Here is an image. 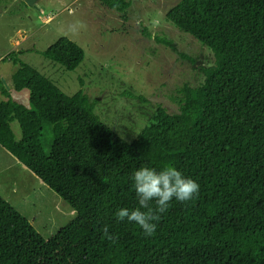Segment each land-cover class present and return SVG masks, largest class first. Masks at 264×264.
Masks as SVG:
<instances>
[{
  "label": "trees",
  "instance_id": "obj_1",
  "mask_svg": "<svg viewBox=\"0 0 264 264\" xmlns=\"http://www.w3.org/2000/svg\"><path fill=\"white\" fill-rule=\"evenodd\" d=\"M101 1L127 19L130 0ZM166 17L215 61L200 66L199 84L178 88L177 112L158 105L133 141L83 91L69 95L20 52L9 54L13 88L28 89L29 104L0 77V145L77 214L47 239L0 193V264H264V0H180ZM43 54L67 70L86 55L67 36ZM166 164L194 179L198 195L173 198L150 236L116 220L118 208L139 206L132 173Z\"/></svg>",
  "mask_w": 264,
  "mask_h": 264
},
{
  "label": "rangeland",
  "instance_id": "obj_2",
  "mask_svg": "<svg viewBox=\"0 0 264 264\" xmlns=\"http://www.w3.org/2000/svg\"><path fill=\"white\" fill-rule=\"evenodd\" d=\"M179 1L130 0L124 19L101 0H0V76L10 83L11 96L28 105L29 90L13 88L12 75L18 65L9 54L16 50L22 61L49 76L67 94H87L96 114L119 136L133 141L158 105L177 112L178 88L199 84L203 79L200 66L215 61L209 47L167 19L168 9ZM77 22L83 26L69 31ZM60 36L85 50V59L75 70L43 54ZM158 37L171 40L179 52L196 61L181 57ZM12 128L20 138L17 120ZM0 193L18 205L47 239L77 214L1 145Z\"/></svg>",
  "mask_w": 264,
  "mask_h": 264
},
{
  "label": "clouds",
  "instance_id": "obj_3",
  "mask_svg": "<svg viewBox=\"0 0 264 264\" xmlns=\"http://www.w3.org/2000/svg\"><path fill=\"white\" fill-rule=\"evenodd\" d=\"M82 26L77 22L69 26V31L76 32ZM9 88L11 93V87ZM1 98H4L3 94ZM131 179L139 206L134 209L120 207L114 215L118 221L127 220L138 225L145 236L154 234L156 222L167 211L173 198L182 203L191 201L198 195L200 188L194 179L185 177L171 164H166L159 170L142 165L132 173ZM103 234L109 240L114 239L109 234L107 225L103 228Z\"/></svg>",
  "mask_w": 264,
  "mask_h": 264
},
{
  "label": "crops",
  "instance_id": "obj_4",
  "mask_svg": "<svg viewBox=\"0 0 264 264\" xmlns=\"http://www.w3.org/2000/svg\"><path fill=\"white\" fill-rule=\"evenodd\" d=\"M1 77V76H0ZM4 79V78H3ZM5 80V79H4ZM6 82L8 83V84H10L7 80H6ZM11 86V85H10ZM23 90H25V89H23ZM23 90H21V91H23ZM17 91V90H16ZM12 93V92H11ZM15 95V94H14ZM2 97V93H1V91H0V98ZM29 104V103H28ZM17 159V158H16ZM18 160V159H17ZM7 199V198H6ZM8 200V199H7ZM12 205H13V203L11 202V200H8ZM14 206V205H13ZM15 207L18 209V210H20L19 209V207H18V205H15Z\"/></svg>",
  "mask_w": 264,
  "mask_h": 264
},
{
  "label": "water",
  "instance_id": "obj_5",
  "mask_svg": "<svg viewBox=\"0 0 264 264\" xmlns=\"http://www.w3.org/2000/svg\"><path fill=\"white\" fill-rule=\"evenodd\" d=\"M29 2H31V0H29Z\"/></svg>",
  "mask_w": 264,
  "mask_h": 264
}]
</instances>
